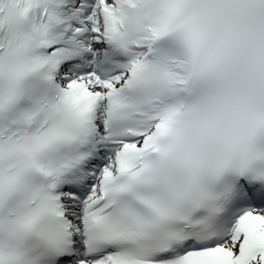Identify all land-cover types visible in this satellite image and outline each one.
<instances>
[{"label":"snow or ice","instance_id":"6c2138e0","mask_svg":"<svg viewBox=\"0 0 264 264\" xmlns=\"http://www.w3.org/2000/svg\"><path fill=\"white\" fill-rule=\"evenodd\" d=\"M0 264H264V0H0Z\"/></svg>","mask_w":264,"mask_h":264}]
</instances>
